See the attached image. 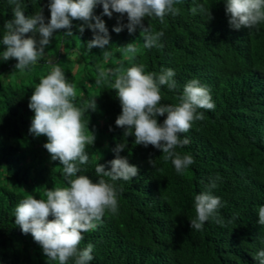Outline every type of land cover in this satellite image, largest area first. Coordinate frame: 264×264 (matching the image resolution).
I'll return each instance as SVG.
<instances>
[{"label":"trees","instance_id":"obj_1","mask_svg":"<svg viewBox=\"0 0 264 264\" xmlns=\"http://www.w3.org/2000/svg\"><path fill=\"white\" fill-rule=\"evenodd\" d=\"M48 3L21 0L25 15L42 10L46 21ZM199 4L210 9V21L200 13L192 15L191 8ZM13 7L9 0H0V40ZM176 7L179 14L166 15L163 24L156 17L143 20L153 32L164 31L162 47L144 48L139 29L133 34L127 29L114 32L119 14L113 13L111 18L101 17L110 34L107 50L112 57L107 64L104 50L87 47L92 31L86 28L81 33L82 21L73 20V36H65L66 30L55 32L50 52L30 66L28 81L3 83L2 76L8 68L16 69L17 61L0 65V264H56L48 262L30 233L15 225L14 209L29 195L46 199L48 189L68 186L63 166L43 147L47 137L29 132L34 116L28 107L30 96L40 79L57 66L75 85L77 107L96 101V110L82 116L86 133L93 131L96 139L86 146L89 162L80 165L77 175L98 180L96 164L110 167L107 162L115 158L112 149L118 143L126 144L120 155L140 170L129 181L104 177L118 191V213L106 212L96 229L83 233L79 247L94 246L90 264H258L254 255L264 249V226L257 223L258 209L264 205V23L251 30L230 28L225 0H180ZM102 12V5H97L94 13ZM122 22L127 23L126 14ZM128 43H135L140 51L132 60H124L125 68L143 64L145 73L157 76L162 69L174 70L177 88L160 86L162 104H179L184 85L192 79L210 90L215 109L198 110L205 119L194 121L181 134L189 143L176 149L195 161L183 175L163 159L161 150L136 145L134 135L124 136L126 129L115 124L122 111L115 90L109 81L96 84L98 68L118 66L123 60L121 47ZM4 47L0 43V52ZM75 52L82 63L74 61V70L65 57ZM165 116H158V122ZM217 175L221 179L213 195L221 198L223 207L218 212L224 224L209 219L201 231L191 229L194 197Z\"/></svg>","mask_w":264,"mask_h":264},{"label":"clouds","instance_id":"obj_2","mask_svg":"<svg viewBox=\"0 0 264 264\" xmlns=\"http://www.w3.org/2000/svg\"><path fill=\"white\" fill-rule=\"evenodd\" d=\"M13 7V17L5 21L4 34L0 43L5 47L0 52V59H15V68L23 72L35 65L51 43L53 34L64 31L65 36H73L72 21L82 23L78 26L83 33L85 29L92 31V39L87 41L91 50L98 47L103 51V60L107 64L112 57L108 49L110 34L102 16L111 18L113 13L119 14L113 31L120 33L127 29L129 34L140 30L144 48L162 47L160 43L164 31L153 32L145 26V17L159 18L163 24L165 16H176L180 9L176 7L180 0H49L50 19L46 21L43 11L33 15H25L21 0H9ZM97 5H102L100 15L94 13ZM225 12L228 15L230 28L249 30L264 23V0H225ZM192 15L200 13L213 16L209 8L199 4L191 8ZM127 23H123L124 16ZM123 60L118 66L105 69L98 68L99 76L96 84L109 81L121 104V114L115 124L125 128L124 136L134 135L136 145H149L163 153V159L171 161L177 174L183 175L188 167L195 163L190 154L181 155L176 151L189 143L181 134L187 133L194 121H203L204 113L199 109L214 110L210 90L196 79L188 81L183 88L180 103L177 105L162 104L160 86L166 85L174 91L177 82L172 68L162 69L155 73H145L144 65L124 67V60H132L140 51L135 43L121 47ZM77 92L74 84H70L60 67H53L50 73L42 77L36 84L29 99L28 107L34 112L29 132L36 137H47L43 147L53 161L62 165V174L68 186L48 189L46 199H37L31 195L21 199L14 209L15 225L25 234L30 233L47 257L48 262L56 264H90L93 260V245L81 249L83 233L96 229L106 212L118 213V191L111 181H129L139 175L137 165L131 164L126 156L120 153L126 148L125 143H118L112 151L115 158L108 161L110 167L98 163L95 173L100 177L95 182L87 175H77L80 165L89 162L85 149L93 145L96 135L86 133L82 116L85 111L96 110V101L92 99L84 107H77ZM166 114V116H165ZM158 116H165L162 123ZM111 130V129H110ZM152 167L155 161L149 159ZM220 177L209 179L206 190L194 197L195 218L190 220V228L201 231L209 219L219 225L224 221L218 210L223 207L221 198L213 195ZM49 216L53 219H49ZM258 224L264 226V205L258 209ZM254 258L258 264H264V249L258 250Z\"/></svg>","mask_w":264,"mask_h":264},{"label":"rangeland","instance_id":"obj_3","mask_svg":"<svg viewBox=\"0 0 264 264\" xmlns=\"http://www.w3.org/2000/svg\"><path fill=\"white\" fill-rule=\"evenodd\" d=\"M69 43H71V41L68 42V44ZM47 52H50V44L45 48V53H47ZM10 60L11 59H9L7 61H3L2 59H0V65H2L5 62H8ZM65 60H67V63L70 65V67L75 70V68H76L77 65H74V61H76V64H78L77 62H80L81 61V55H79L78 52H75V53H73L70 56L69 55L66 56L65 57ZM81 63H82V61H81ZM30 73H31V71L29 69H26L25 71L21 72L18 69H13L11 67V68H8L7 69V73L2 76V82L4 83L6 80L12 81L13 83L19 82L21 80L28 81L29 80V77H30L29 76ZM27 76H29V77H27ZM82 85L83 84L80 81L79 82V86H82ZM78 88H80V87H78Z\"/></svg>","mask_w":264,"mask_h":264}]
</instances>
